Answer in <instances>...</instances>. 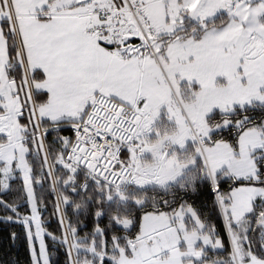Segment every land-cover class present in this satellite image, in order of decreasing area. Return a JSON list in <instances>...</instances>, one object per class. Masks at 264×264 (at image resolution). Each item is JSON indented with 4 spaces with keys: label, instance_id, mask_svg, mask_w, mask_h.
Here are the masks:
<instances>
[{
    "label": "snow or ice",
    "instance_id": "6c2138e0",
    "mask_svg": "<svg viewBox=\"0 0 264 264\" xmlns=\"http://www.w3.org/2000/svg\"><path fill=\"white\" fill-rule=\"evenodd\" d=\"M0 213L24 264H264V0H0Z\"/></svg>",
    "mask_w": 264,
    "mask_h": 264
},
{
    "label": "trees",
    "instance_id": "16d2710c",
    "mask_svg": "<svg viewBox=\"0 0 264 264\" xmlns=\"http://www.w3.org/2000/svg\"><path fill=\"white\" fill-rule=\"evenodd\" d=\"M54 135H70V132L66 129L60 133H48L49 140L52 139ZM225 184H221L223 189ZM185 199L196 207L202 218L207 217L209 225L216 224L218 231H222L223 224L222 221L217 217L215 211L212 208L213 197L209 194V190L206 187L201 186L197 191L190 193L185 197ZM2 214V213H0ZM44 217L48 220L46 227L51 231L58 230V217L53 214V207L50 205L47 211L44 213ZM80 220L84 222L86 227H81L79 234L83 235L84 232L88 231L91 228L93 220L91 218H85L84 215L79 217ZM12 226L6 223L5 221L0 220V261L3 264H12V262H18V264H24L25 260V243L23 239H18L15 244H10L8 239V233L11 230ZM19 231V229H16ZM222 252H209V256H222ZM63 255L60 256V260L63 261Z\"/></svg>",
    "mask_w": 264,
    "mask_h": 264
},
{
    "label": "built area",
    "instance_id": "2783aa9c",
    "mask_svg": "<svg viewBox=\"0 0 264 264\" xmlns=\"http://www.w3.org/2000/svg\"><path fill=\"white\" fill-rule=\"evenodd\" d=\"M70 132V131H69ZM70 135H73V133L70 132Z\"/></svg>",
    "mask_w": 264,
    "mask_h": 264
}]
</instances>
